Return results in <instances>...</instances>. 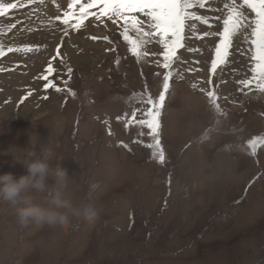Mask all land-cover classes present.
<instances>
[{
  "label": "rangeland",
  "instance_id": "rangeland-1",
  "mask_svg": "<svg viewBox=\"0 0 264 264\" xmlns=\"http://www.w3.org/2000/svg\"><path fill=\"white\" fill-rule=\"evenodd\" d=\"M217 1L192 9L213 27L190 21L196 25L195 35L185 31L191 50H178L182 62L172 68L161 116L164 165L151 158L150 138L138 135V125L124 127L134 110L146 107V95L162 91L157 73L168 70L157 66L163 62L159 44L146 45L149 54L138 62L121 34L122 21L113 25L90 16L79 30L70 27L75 19L62 23L71 0H20L23 6L0 17L6 53L0 69L12 58L16 74L23 65L34 73L21 83L0 71V174H27L9 152L23 160L31 147L37 154L41 146L50 148L51 165L67 170L64 198L73 208L91 205L98 212L93 223L68 211L67 227L22 226L14 207L0 201V264H264V145L255 156L248 147L264 136V94L254 84L241 91L237 83L251 76L249 44L242 39L234 41L232 63L211 74L219 37L203 33L222 30L214 18L226 10L211 6ZM9 47L32 51L8 52ZM50 61L59 74L49 79L56 77L62 89L67 81L74 96L44 88L40 77ZM201 88L218 92L226 116L216 114ZM33 195L45 203L47 193Z\"/></svg>",
  "mask_w": 264,
  "mask_h": 264
},
{
  "label": "snow or ice",
  "instance_id": "snow-or-ice-1",
  "mask_svg": "<svg viewBox=\"0 0 264 264\" xmlns=\"http://www.w3.org/2000/svg\"><path fill=\"white\" fill-rule=\"evenodd\" d=\"M27 3H44V0H26ZM210 4V0H71L69 3L70 11L64 12V20L62 23L68 25L69 21L75 19L76 23L71 24L70 27L79 30L85 27V21L90 16H94L97 21L103 23L102 18L106 17L113 25L118 21H122V36L123 39L129 44V51L137 58V61L149 54L146 45L153 42L162 47L160 53L163 57V62L156 61L157 66L168 71L164 73H157L162 75V91L157 96L146 95L143 103L146 105L144 109L134 110L131 118L127 119L124 127L128 128L129 125H138L141 131L138 132L139 136L150 138V143L146 147L151 150V158L156 162L164 165L166 163V154L162 145V123L161 116L163 109L166 105V95L170 89L169 81L172 79L174 72L172 71L173 65L177 60L182 62V56L178 55V50L186 49L185 45V31L189 29L195 35V23L190 21H198L201 24L208 25L211 29L213 26L209 24V20L204 15L197 14L192 9H204ZM79 6L78 13L74 11L76 6ZM20 4L17 2L4 3L0 0V17L8 14L12 9H16ZM97 8L98 12H92L91 9ZM223 8L226 10L222 16H217L214 19L222 21V30L217 29L214 31H205L204 36L219 37L218 42L214 44V58L211 59L210 72L213 76L217 74V70L223 71L225 66H229L232 61L230 56L234 48V41L242 39L249 44L248 52V71L251 76H245L237 81L243 89H250L251 85H255V90L264 94V0H227ZM250 10L253 17L244 11ZM215 11L216 9H211ZM139 14V15H137ZM60 19V17H57ZM15 27V25H12ZM135 33V38L130 35ZM67 34V31H65ZM107 40V37H104ZM186 50H191L187 48ZM8 52H31L32 49L25 48H11L7 49ZM57 49V55H59ZM6 55L2 46H0V57ZM241 55H244L241 52ZM56 57H53L55 60ZM119 63V60H117ZM3 71V69H0ZM67 72H72L71 67H67ZM59 74V69L54 67L51 61L49 62L41 79L47 83L44 88H55V91H69L71 95H75L67 88V81H64L65 87L62 89L56 87L53 74ZM183 79V74H181ZM209 85L213 84V80L209 78L207 81ZM196 88V84L191 85ZM200 91L204 92L208 99L209 106L216 112L218 116H226L218 100L220 96L213 88H201ZM31 95V92L28 93ZM247 95V93H245ZM47 99L48 97H43ZM140 111L141 116L138 118L136 112ZM117 119H121L118 117ZM219 122V121H217ZM146 130V131H144ZM111 135V132H109ZM207 135L203 139H207ZM139 143L141 141H133ZM258 145H264V136L254 137L248 141V147L251 149V154L256 155ZM127 147V145H124Z\"/></svg>",
  "mask_w": 264,
  "mask_h": 264
},
{
  "label": "clouds",
  "instance_id": "clouds-1",
  "mask_svg": "<svg viewBox=\"0 0 264 264\" xmlns=\"http://www.w3.org/2000/svg\"><path fill=\"white\" fill-rule=\"evenodd\" d=\"M34 149L35 147L27 149L23 160L9 152L15 163L26 168V175L17 178L10 172L0 174V201L14 207L20 225L67 227L68 211L83 217L88 223L95 222L98 212L93 206L73 208L70 201L64 198V189L69 178L67 170L61 164L55 167L51 165L52 150L41 146L37 154ZM49 178L54 181L51 185L47 183ZM95 187L96 185H92L93 189ZM33 193H47L45 203L36 202Z\"/></svg>",
  "mask_w": 264,
  "mask_h": 264
},
{
  "label": "bare ground",
  "instance_id": "bare-ground-1",
  "mask_svg": "<svg viewBox=\"0 0 264 264\" xmlns=\"http://www.w3.org/2000/svg\"><path fill=\"white\" fill-rule=\"evenodd\" d=\"M215 5H217V8H221V7H223V5H224V0H218L216 3H213L211 6H215ZM209 9H213V8H209ZM213 11V10H212ZM216 11V10H215ZM211 12V11H210ZM217 12H219L220 13V9H218L217 10ZM208 16H213V15H215V14H211V13H209V11H208ZM206 15V14H205ZM220 15H222L221 13H220ZM215 42V41H214ZM105 44V43H104ZM188 44V43H187ZM54 46H56V44L54 43L53 44ZM94 46H97V45H94ZM105 47V46H104ZM99 48V47H98ZM112 48V47H111ZM111 48H110V50H111ZM69 51H70V54H75V50L76 49H72V45L70 44L69 45ZM107 50V49H106ZM61 52V51H60ZM100 59L102 58V55H100V56H98ZM200 57V56H199ZM209 57V56H208ZM38 62V61H37ZM39 63V62H38ZM14 61H13V59L12 58H8L7 59V61H5L4 62V66L3 67H1L2 69H4L5 71H7L6 72V77H11V78H13L14 80H16V81H18V82H21V83H25V82H27L28 80H29V76H33L34 75V73H31V70H30V66L29 65H23V66H20V68H17V69H20L19 70V74H16L15 72H14ZM233 65H235V64H233ZM33 66H35V63H34V65ZM55 67V66H54ZM234 67V66H233ZM3 70V71H4ZM234 73H235V71H234ZM240 73V72H239ZM18 76H21V78H18ZM10 79V78H9ZM0 84H2V83H0ZM5 84V83H4ZM5 86V85H4Z\"/></svg>",
  "mask_w": 264,
  "mask_h": 264
}]
</instances>
